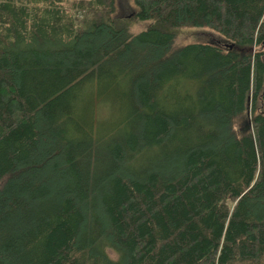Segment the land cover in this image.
I'll list each match as a JSON object with an SVG mask.
<instances>
[{"label": "trees", "instance_id": "16d2710c", "mask_svg": "<svg viewBox=\"0 0 264 264\" xmlns=\"http://www.w3.org/2000/svg\"><path fill=\"white\" fill-rule=\"evenodd\" d=\"M114 3L0 0V264H264V0Z\"/></svg>", "mask_w": 264, "mask_h": 264}, {"label": "rangeland", "instance_id": "374dc122", "mask_svg": "<svg viewBox=\"0 0 264 264\" xmlns=\"http://www.w3.org/2000/svg\"><path fill=\"white\" fill-rule=\"evenodd\" d=\"M115 9L113 12V16L115 18H123L129 19L132 11H135V7L132 4V0H115ZM67 7V4H64ZM71 14L78 15L77 11L71 10ZM79 13V12H78ZM149 24V21H136V20H128V29L132 33L139 32L146 28ZM174 37L172 42V47H177L183 45L185 43L190 42H206V41H219L222 40L221 37L213 30L209 28H189V27H180L173 29ZM221 43V42H219ZM96 114L98 118L105 117L107 114L106 106H101L97 109ZM247 116H239L234 120V129L236 132H241L246 127ZM107 254L114 258L115 254L110 250L106 249Z\"/></svg>", "mask_w": 264, "mask_h": 264}]
</instances>
